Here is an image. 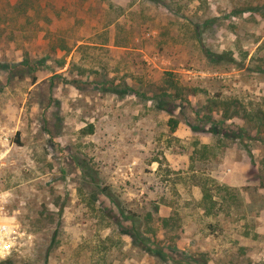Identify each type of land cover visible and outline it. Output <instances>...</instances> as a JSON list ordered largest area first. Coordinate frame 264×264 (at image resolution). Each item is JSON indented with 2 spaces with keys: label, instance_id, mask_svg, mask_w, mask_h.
<instances>
[{
  "label": "rangeland",
  "instance_id": "1",
  "mask_svg": "<svg viewBox=\"0 0 264 264\" xmlns=\"http://www.w3.org/2000/svg\"><path fill=\"white\" fill-rule=\"evenodd\" d=\"M259 113L264 0H0L4 264H264Z\"/></svg>",
  "mask_w": 264,
  "mask_h": 264
},
{
  "label": "built area",
  "instance_id": "2",
  "mask_svg": "<svg viewBox=\"0 0 264 264\" xmlns=\"http://www.w3.org/2000/svg\"><path fill=\"white\" fill-rule=\"evenodd\" d=\"M8 197V193L0 192V264L14 256L33 236L15 218L5 215L4 208Z\"/></svg>",
  "mask_w": 264,
  "mask_h": 264
},
{
  "label": "trees",
  "instance_id": "3",
  "mask_svg": "<svg viewBox=\"0 0 264 264\" xmlns=\"http://www.w3.org/2000/svg\"><path fill=\"white\" fill-rule=\"evenodd\" d=\"M36 79H37V77L35 76L33 80L35 81ZM259 114H260V113H259ZM236 115H238V114H236ZM258 116H259V117H258ZM257 117H258L259 121H262L263 118H264V116H262L261 114H260V115H257ZM15 140H16L17 143L20 144V140H19L18 136L16 137Z\"/></svg>",
  "mask_w": 264,
  "mask_h": 264
}]
</instances>
